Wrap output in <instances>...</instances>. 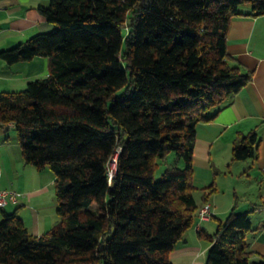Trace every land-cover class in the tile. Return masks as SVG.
Listing matches in <instances>:
<instances>
[{"label": "trees", "instance_id": "trees-1", "mask_svg": "<svg viewBox=\"0 0 264 264\" xmlns=\"http://www.w3.org/2000/svg\"><path fill=\"white\" fill-rule=\"evenodd\" d=\"M264 0H50L55 26L0 50L8 63L49 58V73L0 91V126L13 125L26 164L54 173L61 221L41 236L2 210L0 264H174L193 224L196 127L251 79L228 62L227 32L244 5ZM256 133L233 159L254 155ZM176 164L155 178L161 158ZM117 158L109 179L108 163ZM182 160L181 165H178ZM210 186L209 188H211ZM249 214L232 210L206 264H264L247 241Z\"/></svg>", "mask_w": 264, "mask_h": 264}, {"label": "crops", "instance_id": "crops-1", "mask_svg": "<svg viewBox=\"0 0 264 264\" xmlns=\"http://www.w3.org/2000/svg\"><path fill=\"white\" fill-rule=\"evenodd\" d=\"M49 2L0 0V50L54 28L39 8ZM242 12L231 19L227 32L228 62L238 65L243 73H251L252 77L228 103L215 111L212 119L197 124L192 181L198 207L193 224L170 252L174 264H206L210 243L199 236V230L214 233L220 220H225L233 209L249 214L252 231L247 234V241L254 251L253 258L264 256V14L252 15L250 5H244ZM48 73L49 58L45 56L12 64L0 58V91L23 90L30 80ZM10 127L13 125L5 130ZM252 132L256 133L254 155L234 160V143ZM4 137L0 132V182L2 171L7 169L5 152L11 144ZM23 161L24 158H18L14 164L21 167ZM14 173L18 178V167ZM3 185L0 188L7 189ZM37 185L32 182L18 188L21 189L18 214L31 233L41 236L56 225V220L52 218V208L37 199L48 188ZM205 203L210 204L212 216L201 220L198 213ZM15 205L11 210L7 206L6 210H15Z\"/></svg>", "mask_w": 264, "mask_h": 264}, {"label": "rangeland", "instance_id": "rangeland-1", "mask_svg": "<svg viewBox=\"0 0 264 264\" xmlns=\"http://www.w3.org/2000/svg\"><path fill=\"white\" fill-rule=\"evenodd\" d=\"M6 127L3 128L0 126V132L3 133V135L5 136L4 138H7L10 140L11 144L7 146L8 150H6L5 152L8 157V159H5V164H7V169L2 171L3 176L0 182V185L2 186L3 184H5L3 186H7V189H15L14 187H12L13 185L12 182L17 184L18 188L26 186L28 185V183H32V182H36L38 184L37 186L44 185L45 187L48 188V190L47 192H45L42 196L38 197L37 199H39L43 204H48L49 208H52V210L50 209L52 211L51 213L53 214L52 218H54L56 222H60L61 217L59 216L57 212L58 200H57V196L55 192L53 171L48 165L41 170H37L34 166L27 165L23 161L21 167L17 166L18 167V176H17L18 178H15L14 172L17 167L14 164V162L17 161L18 158L23 159V157H22L21 147L19 146V143L17 140V133H16L15 128L10 127V129L5 130ZM175 157H176L175 152L172 151L167 156L161 158V161L159 162L158 168L156 169V172H155V178L159 179L167 166H169L170 164L171 165L176 164L174 163L176 159ZM10 164H13V166H11ZM181 164H183L182 160L179 161L178 165H181ZM20 190L21 189H18L17 191L20 192ZM13 205L14 204L11 203L8 206V210H11ZM16 206L18 207V203L15 205V207ZM28 211L30 212V210ZM56 222L54 224H57Z\"/></svg>", "mask_w": 264, "mask_h": 264}, {"label": "built area", "instance_id": "built-area-1", "mask_svg": "<svg viewBox=\"0 0 264 264\" xmlns=\"http://www.w3.org/2000/svg\"><path fill=\"white\" fill-rule=\"evenodd\" d=\"M117 158L113 157L112 160L108 163V175L111 180L115 171H116ZM264 173V168H263ZM20 193L15 189H3L0 188V218L2 210L5 209L10 203L17 204L19 203ZM198 216L201 220H208L212 216V210L209 203H205L201 206Z\"/></svg>", "mask_w": 264, "mask_h": 264}]
</instances>
